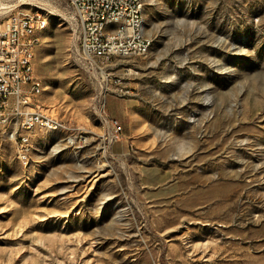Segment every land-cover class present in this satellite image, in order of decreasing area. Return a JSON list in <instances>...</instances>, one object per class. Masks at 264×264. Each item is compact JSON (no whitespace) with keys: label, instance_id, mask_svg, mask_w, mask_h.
<instances>
[{"label":"rangeland","instance_id":"obj_1","mask_svg":"<svg viewBox=\"0 0 264 264\" xmlns=\"http://www.w3.org/2000/svg\"><path fill=\"white\" fill-rule=\"evenodd\" d=\"M0 3L46 16L41 105L87 130L24 165L0 126V264H264V0H144L153 44L101 95L68 0Z\"/></svg>","mask_w":264,"mask_h":264},{"label":"built area","instance_id":"obj_2","mask_svg":"<svg viewBox=\"0 0 264 264\" xmlns=\"http://www.w3.org/2000/svg\"><path fill=\"white\" fill-rule=\"evenodd\" d=\"M68 2L78 15L79 57L88 69L99 75L100 95L110 91L130 93L121 78L112 77L108 68L115 56H143L149 52L147 41L151 37L138 32V23L144 14L138 13V5H144V0ZM123 10H130V19H123ZM41 21L42 15L21 10L11 12L0 21V126L14 143L18 159L24 165L30 161V135L34 131L66 129L70 144L83 137L77 133L87 132L41 105L38 83L43 80L36 71L35 57H31V50L38 45L32 31L41 26ZM104 21L113 23L109 34L101 33ZM103 119L106 120L104 116ZM113 125L120 130L118 121Z\"/></svg>","mask_w":264,"mask_h":264},{"label":"bare ground","instance_id":"obj_3","mask_svg":"<svg viewBox=\"0 0 264 264\" xmlns=\"http://www.w3.org/2000/svg\"><path fill=\"white\" fill-rule=\"evenodd\" d=\"M138 13H144V5H138ZM32 14H40L43 17V21H41V26L38 28H34L32 31V38H35V42L38 43L37 45L38 48V46L41 43L42 34L47 28L48 21L46 16L43 13H40L39 11L32 12ZM123 19H130V10H123ZM111 30H113V23L111 21H104V24L101 26V33L109 34ZM138 32H140L141 36H149L146 31V20L144 14H143V18H141V21H139L138 23ZM152 44H153V39L151 37V39L147 41L148 50H150ZM37 48L31 50V57L36 58ZM38 90L41 91L42 94V92L44 91L43 83H38ZM64 130L66 129H59V131H64ZM49 131H57V130H49Z\"/></svg>","mask_w":264,"mask_h":264}]
</instances>
